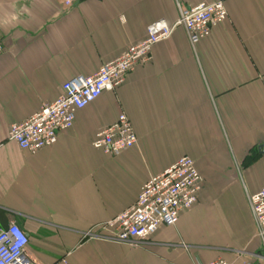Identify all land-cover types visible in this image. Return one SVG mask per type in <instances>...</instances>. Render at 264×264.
<instances>
[{"label": "crops", "instance_id": "obj_1", "mask_svg": "<svg viewBox=\"0 0 264 264\" xmlns=\"http://www.w3.org/2000/svg\"><path fill=\"white\" fill-rule=\"evenodd\" d=\"M216 0H0V229L18 224L40 264H264L249 193L264 188V0H223L227 20L192 47L178 26L116 91L77 112L71 129L35 153L10 139L62 94L142 41L158 20ZM129 116L138 143L118 155L96 133ZM203 177L197 203L142 244L104 224L182 156ZM90 232L88 236L85 233Z\"/></svg>", "mask_w": 264, "mask_h": 264}, {"label": "built area", "instance_id": "obj_2", "mask_svg": "<svg viewBox=\"0 0 264 264\" xmlns=\"http://www.w3.org/2000/svg\"><path fill=\"white\" fill-rule=\"evenodd\" d=\"M80 0H59L68 9ZM228 10L223 0L202 1L195 6L180 8L178 20L169 24L158 20L147 28L146 37L127 46L115 59L102 64L92 75L77 76L65 82L62 94L22 122L13 123L9 137L23 150L35 153L53 146L63 132L71 129L77 112L99 98L105 91H116L127 75L136 67L153 60L156 43L171 37L174 29L182 26L187 31L192 47L210 36L214 26L227 20ZM133 124L123 110L118 119L99 130L93 146L111 155H118L138 143ZM203 177L191 156L180 157L162 173L152 176L141 188L137 201L130 208L108 220L103 228L121 243L142 244L163 225H174L183 210L198 201ZM248 200L258 227V237L264 251V188L248 194ZM90 232L84 234L88 236ZM29 234L16 223L0 229V264H40L28 253ZM199 264H233L218 258Z\"/></svg>", "mask_w": 264, "mask_h": 264}]
</instances>
